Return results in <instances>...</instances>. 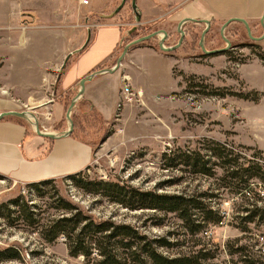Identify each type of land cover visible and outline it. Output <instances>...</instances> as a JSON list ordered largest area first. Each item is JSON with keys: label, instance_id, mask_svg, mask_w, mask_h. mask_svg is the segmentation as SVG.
Here are the masks:
<instances>
[{"label": "rangeland", "instance_id": "rangeland-1", "mask_svg": "<svg viewBox=\"0 0 264 264\" xmlns=\"http://www.w3.org/2000/svg\"><path fill=\"white\" fill-rule=\"evenodd\" d=\"M135 2L140 14L138 17L132 9L131 0H89L86 5L78 0H0V88L7 89L6 85L13 79L8 72L12 66L7 64V44L12 41L14 33L17 34L12 24L19 26L15 28L18 31L34 29L27 41L17 48L31 49V55L38 56L42 53L39 45L48 43L51 50L57 52L61 49L58 59L62 64L70 58L76 62L78 52L89 42L80 60L83 66L79 68L80 74L85 68H92L105 51L113 49L116 44L119 43L116 51L119 55L131 40L154 31H166L165 47L175 45L180 37L176 28L182 17L179 12L182 3L179 0ZM210 22L203 47L206 50L226 47L220 34L223 21ZM106 24L120 28H97V42L92 45L90 34L93 37L96 27ZM181 28L184 31L183 41L173 51L158 47L162 33L129 47L127 53L136 45L151 46L162 56L151 52L140 54L137 65L129 70L134 79L132 83L128 81L132 101L119 104L105 127H97V121H92V118L83 121L87 131L93 134V157L78 177L82 182L113 181L158 193L211 191L215 195L211 204L224 217L219 223L204 227L196 236L214 254L209 262L242 264L240 254L229 253L230 244L234 248L247 244L252 254L264 258V228L250 224L251 235L240 231L235 215L241 199L229 192L230 184L219 182V167L215 168L217 175L207 177L193 173L179 158L181 152H203L215 144H222L233 151H241L247 159L264 166V37L253 40L242 23H232L223 31L230 47L208 54L198 46L205 28L203 23L189 20ZM36 30L40 31L38 36L33 34ZM54 33L60 38L52 37L49 41L48 34ZM250 34L262 36L263 28L250 29ZM124 58L127 60V54ZM169 59L172 61L170 72ZM127 67L126 64L120 66V72L126 73ZM45 75L42 85L36 86L39 87L37 91H21L23 94L19 95L5 91L4 96L20 98L28 106L55 98L63 102L66 109L71 97H55L57 94L50 91L55 87L56 71L49 70ZM173 85V91H169ZM139 87L143 92L137 95ZM69 118L72 120L70 113ZM25 119L34 129L33 121L38 118ZM63 122L69 123L66 114L62 116ZM39 129L42 131L40 126ZM172 157L178 158L171 162L169 159ZM250 181L251 188H264L258 178ZM39 189L37 191L27 183L1 178L0 206L22 197L36 205L35 211L40 212V217L44 219L57 214L55 200L61 197L95 218L129 224L148 237L165 236L174 244L179 241L168 250L169 253L199 247L193 238L184 233L182 222L174 213L127 210L100 193L85 192L72 179L63 176L42 184ZM95 189L101 192L103 188ZM262 203L257 202L258 205ZM0 211L5 213L1 207ZM19 223L8 225L0 216V247L11 246L19 253V259L4 264H91L94 259L71 256L63 239L44 242L37 230Z\"/></svg>", "mask_w": 264, "mask_h": 264}, {"label": "crops", "instance_id": "crops-1", "mask_svg": "<svg viewBox=\"0 0 264 264\" xmlns=\"http://www.w3.org/2000/svg\"><path fill=\"white\" fill-rule=\"evenodd\" d=\"M175 1L178 0H165V2ZM179 3H182L179 6V12L182 15L181 19H197L199 22H193L203 23L206 27L202 20H208L211 24L210 21L212 20H221L224 23L230 18H242L252 31L261 26L260 18L264 10V0H179ZM134 4L135 10L132 9L138 17L140 14L136 10L135 0ZM237 22L233 21L228 25ZM12 25L13 31L17 32V34L15 35L14 33L11 37L12 41L7 44L9 52L7 64L12 66V69H9L8 72L11 73V76L13 75V79L6 85L7 89L0 88V113L10 110L23 111L22 107L26 108L34 117L38 118V124L43 132L58 136L47 137L37 134L35 129L29 127L28 121L23 117L3 116L0 119V175L17 183H29L41 179L57 178L83 170L92 161L94 143L93 134L87 131L83 121L92 118V121H97V127H105V124L113 116L119 104H123L124 101H132V99L129 101L125 100L129 94L124 91V87L128 85L130 89L129 82L132 83L134 79L129 70L130 67L137 65L140 54L151 52L160 57L162 55L151 46L142 47L136 45L130 49L129 53L126 52L127 60L124 58L125 54L118 68L114 71H103L87 79L84 82L81 95L75 99L69 111L72 114V130L68 135H62L69 128V123H62V116L66 114L69 106L64 109V103L56 101L55 98L28 106L26 105L27 103L21 102L20 98L4 96L5 91H11L13 94L18 95L23 94L21 91H37L36 88L39 87L36 86L42 85V79H46L45 73L51 70L56 71V75L54 78L55 87L50 91H54L53 94H57L55 97H60L61 95L63 97L70 96L71 103L80 88V78L87 76L90 71L95 72L100 69L114 67L117 58L121 54H116L119 43L113 49L105 51V54L97 60L92 68H85L83 73L80 74L79 68L83 67L80 64V60L86 53L85 47L89 42L78 52L76 62L70 58L67 61L65 60L66 63L62 64L61 59H58L61 49L57 52L51 50L52 47L48 46V43L45 46H43L44 44L42 46L39 45V47L36 46L38 48L42 47V53L38 56H32L31 49L22 50L17 48V46H22L27 41L29 34L34 29L23 28L22 31H18L15 28L19 26ZM107 26L119 27L106 24L98 26L96 29ZM38 33L40 31L36 30L33 34L38 36ZM97 34L98 29L93 37L90 34L89 39L92 45L97 42ZM52 37L60 38L55 33L47 36L49 41ZM167 62L170 72L172 61L169 59ZM125 64L128 66L127 72L121 73L119 67L125 66ZM174 85L169 91H173ZM42 89L44 90L45 88L42 87ZM139 92H143L140 87L137 88L136 94L139 95Z\"/></svg>", "mask_w": 264, "mask_h": 264}, {"label": "trees", "instance_id": "trees-1", "mask_svg": "<svg viewBox=\"0 0 264 264\" xmlns=\"http://www.w3.org/2000/svg\"><path fill=\"white\" fill-rule=\"evenodd\" d=\"M176 158L178 157H172L169 161L173 162ZM179 158L183 165L193 170V173L207 177L217 175L215 168L219 167V182L230 184L229 192L241 199L235 215L240 231L251 235L250 224L264 228V188L258 190L250 187V179L254 177L264 185V166L247 159L241 151H233L222 144H215L203 152H181ZM82 171L63 177L72 179L85 192L100 193L101 196L127 210L149 209L174 213L182 222L184 233L193 238L199 247L185 252L169 253L168 250L179 241L174 244L165 236L148 237L129 224L115 223L109 218H95L61 197L55 200L57 214L53 217L42 219L40 212L35 211L37 206L22 197L2 204L0 207L5 213L0 211V216L8 225H17L21 222L19 224L37 230L44 242L63 239L71 256L81 255L89 260L94 258L91 264H212L209 260L214 254L204 247L200 237H196L204 227L215 225L224 217L212 206L211 198L215 195L211 191L193 194L158 193L113 181L82 182L78 177ZM1 178L4 177L0 175ZM53 180L54 178H47L27 184L40 191L42 184ZM96 187L103 189L99 192ZM258 201L263 203L258 205ZM229 246L231 247L229 253L240 254L242 264H264V258L252 254L247 244L235 248L232 244ZM16 259H19L16 248L0 247V264Z\"/></svg>", "mask_w": 264, "mask_h": 264}, {"label": "water", "instance_id": "water-1", "mask_svg": "<svg viewBox=\"0 0 264 264\" xmlns=\"http://www.w3.org/2000/svg\"><path fill=\"white\" fill-rule=\"evenodd\" d=\"M131 4H132V8L135 10L134 0H132ZM189 20H191V21H195V22H199V20H197V19H192V18H183V19H181V20L178 22V24H177V31L179 32L180 37H179V40L177 41V43H176L175 45L170 46V47H165V46L163 45V42L165 41V38H166V36H167V33H166L165 30H158V31L151 32V33H149V34H147V35H143V36H140V37H138V38H136V39H133V40H131L129 43H127V44L124 46V48H123L121 54H120L119 57L117 58V61H116V64L114 65V67H112V68H106V69H105V68H104V69H100V70H98V71H95V72L89 73V74H88L87 76H85V77H82V78L80 79V81H79L80 88H79L78 92L76 93L75 97L72 99V101H71V103H70V105H69V107H68V109H67V112H66V118H67L68 121H69V128H68L67 131H65L64 133H62V135H68V134L71 132V130H72V127H73V126H72V121H71L70 118H69V113H70L69 111H70L71 107L73 106V103H74L75 99H76L78 96L81 95V93H82V91H83V87H84V82H85L87 79L91 78L94 74H97V73H100V72H103V71H104V72H112V71H114L116 68H118V66H119V64H120V62H121V60H122V58L124 57V55L126 54L127 50L129 49V47H130L131 45H135V44H138V43H140V42L147 41V40H149L150 38H153L154 36H156V35H158V34H160V33H162V36H161V38H160V40H159V42H158V47H159L160 49H162V50H165V51H171V50H173L174 48H176V47H178V46L180 45V43H181V41H182V39H183L184 31H183L182 28H181L182 24H183L184 22H186V21H189ZM202 21L206 24V27H205V29L203 30L202 34H201L199 45H200V47H201V49H202V51H203L204 53H208V54H210V53H215V52H221V51H223L225 48L230 47V42H229V40H228L227 38L224 37V35H223V31H224V28H225L230 22H233V21H238V22L243 23V25H244V27H245V29H246L247 35H248L251 39H253V40H259V39H261L262 37H264V10H263L262 16H261V18H260V24H261V27L263 28V34H262V36H259V37L252 36V35L250 34V28H249L247 22H246L244 19H242V18H230V19L226 20V21L222 24V26H221V28H220V34H221L222 38L225 40V42H226V47H224V48H222V49L206 50V49L203 47V43H202V42H203V37H204L205 33L207 32V29H208L210 23H209L208 20H202ZM6 115H13V116H17V117H23V118H27V119H29V120H30L29 116H32L33 119H34V115H33L31 112H29V111H16V110L3 111V112L0 113V119H1L3 116H6ZM33 125H34V129H35L36 133L39 134V135H43V136H47V137H57V136H58V135H55V134H52V133H46V132L41 131V130L39 129L38 123H37V121H35V119H34V121H33Z\"/></svg>", "mask_w": 264, "mask_h": 264}, {"label": "built area", "instance_id": "built-area-1", "mask_svg": "<svg viewBox=\"0 0 264 264\" xmlns=\"http://www.w3.org/2000/svg\"><path fill=\"white\" fill-rule=\"evenodd\" d=\"M78 2L80 3V4H82V5H86V4H89V0H78ZM124 91L126 92V93H128L129 95L125 98V100L126 101H129V100H131L132 99V96H133V94H132V92L130 91V89H129V86L128 85H126L125 87H124Z\"/></svg>", "mask_w": 264, "mask_h": 264}, {"label": "flooded vegetation", "instance_id": "flooded-vegetation-1", "mask_svg": "<svg viewBox=\"0 0 264 264\" xmlns=\"http://www.w3.org/2000/svg\"><path fill=\"white\" fill-rule=\"evenodd\" d=\"M183 37H184V36H183ZM178 40H179V39H178ZM182 41H183V39H182ZM182 41H181V42H182ZM176 43H177V42H176ZM180 45H181V43H180ZM180 45H179V46H180ZM172 46H173V45H172ZM179 46H178V47H179ZM198 46H199V40H198ZM176 48H177V47H176ZM176 48H174V49H176ZM174 49H173V50H174ZM173 50H171V51H173Z\"/></svg>", "mask_w": 264, "mask_h": 264}, {"label": "bare ground", "instance_id": "bare-ground-1", "mask_svg": "<svg viewBox=\"0 0 264 264\" xmlns=\"http://www.w3.org/2000/svg\"><path fill=\"white\" fill-rule=\"evenodd\" d=\"M29 118L32 120L33 117H32V116H29ZM68 122H69V121H68Z\"/></svg>", "mask_w": 264, "mask_h": 264}]
</instances>
